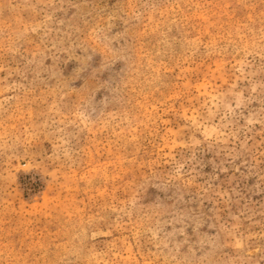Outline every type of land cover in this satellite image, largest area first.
<instances>
[{
    "label": "rangeland",
    "instance_id": "rangeland-1",
    "mask_svg": "<svg viewBox=\"0 0 264 264\" xmlns=\"http://www.w3.org/2000/svg\"><path fill=\"white\" fill-rule=\"evenodd\" d=\"M0 264H264V0H0Z\"/></svg>",
    "mask_w": 264,
    "mask_h": 264
}]
</instances>
